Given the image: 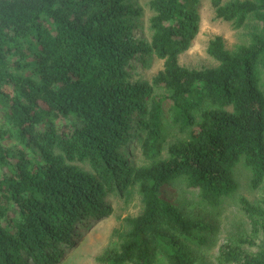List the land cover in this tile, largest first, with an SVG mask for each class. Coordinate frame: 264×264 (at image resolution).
Wrapping results in <instances>:
<instances>
[{"label":"trees","instance_id":"obj_1","mask_svg":"<svg viewBox=\"0 0 264 264\" xmlns=\"http://www.w3.org/2000/svg\"><path fill=\"white\" fill-rule=\"evenodd\" d=\"M202 1L147 0L146 40L136 0H0V264H62L113 200L135 195L141 214L98 261L196 264L218 226L186 215L166 187L183 180L216 207L237 191L239 164L252 188L264 184V0H209L217 19L256 27L233 50L214 37L217 66L189 69L180 56ZM150 58L163 68L137 80L134 63ZM240 204L252 236L222 245L218 263L264 264V239L242 248L264 236V199Z\"/></svg>","mask_w":264,"mask_h":264},{"label":"rangeland","instance_id":"obj_2","mask_svg":"<svg viewBox=\"0 0 264 264\" xmlns=\"http://www.w3.org/2000/svg\"><path fill=\"white\" fill-rule=\"evenodd\" d=\"M137 4L144 8L142 16V26L138 30L141 37L148 40V19L151 16L147 7V0H136ZM201 25L200 33L193 41L190 49L180 56V64L189 69L212 68L217 63L207 53L209 42L216 36H221L230 50L240 45L249 43L251 33L256 27L252 23L241 29H237L232 23L217 19L214 9L209 0H203L200 4ZM163 68V62L155 58L134 63V75L137 80L149 81ZM135 144L133 145L134 158L132 163H138L140 158V148L136 146L139 142L140 134L135 132ZM173 141L172 138L168 142ZM235 178L238 183L237 191L220 202L216 207H209L202 203L199 192L196 189L188 188L183 180L171 182L164 190V197L173 202L179 209L191 218L213 219L218 231L208 245L195 248L196 264H219L218 256L220 247L226 243L239 244L243 240L251 238L252 225L243 212L240 200L247 199L254 205H260L264 199V184L258 189L251 186V173L243 164H239L235 169ZM113 214L110 218L95 221L86 227L82 233V243L77 249H70L66 252V259L62 264H102L98 258L105 250L111 248L119 242L117 232H123L126 224L124 220L128 217H136L143 210L140 197H135L128 203L121 200L112 201ZM264 236L260 234L255 240V246L242 245L246 253H255L258 246L262 245ZM156 264H168L163 258H158Z\"/></svg>","mask_w":264,"mask_h":264}]
</instances>
